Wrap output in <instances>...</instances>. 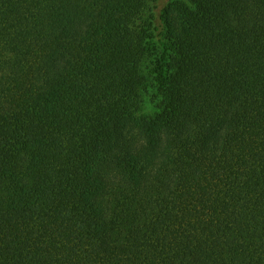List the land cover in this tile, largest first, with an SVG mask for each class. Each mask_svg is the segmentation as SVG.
I'll return each instance as SVG.
<instances>
[{
  "label": "trees",
  "instance_id": "obj_1",
  "mask_svg": "<svg viewBox=\"0 0 264 264\" xmlns=\"http://www.w3.org/2000/svg\"><path fill=\"white\" fill-rule=\"evenodd\" d=\"M0 0V264H264V0Z\"/></svg>",
  "mask_w": 264,
  "mask_h": 264
},
{
  "label": "rangeland",
  "instance_id": "obj_2",
  "mask_svg": "<svg viewBox=\"0 0 264 264\" xmlns=\"http://www.w3.org/2000/svg\"><path fill=\"white\" fill-rule=\"evenodd\" d=\"M167 1H168V0H160L159 5H161V4H163V3L167 2Z\"/></svg>",
  "mask_w": 264,
  "mask_h": 264
}]
</instances>
